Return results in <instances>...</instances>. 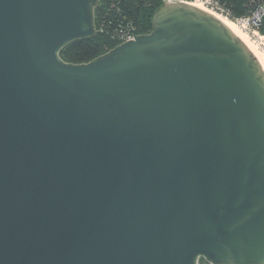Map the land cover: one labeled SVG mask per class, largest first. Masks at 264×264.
<instances>
[{"label": "water", "instance_id": "water-1", "mask_svg": "<svg viewBox=\"0 0 264 264\" xmlns=\"http://www.w3.org/2000/svg\"><path fill=\"white\" fill-rule=\"evenodd\" d=\"M100 0H0V264H264V68L169 0L86 63Z\"/></svg>", "mask_w": 264, "mask_h": 264}, {"label": "trees", "instance_id": "trees-1", "mask_svg": "<svg viewBox=\"0 0 264 264\" xmlns=\"http://www.w3.org/2000/svg\"><path fill=\"white\" fill-rule=\"evenodd\" d=\"M166 1L169 0H100L95 8L96 35L69 43L60 51L61 58L71 63H86L123 42L129 34L151 32L154 15ZM209 1V7L233 21L251 15L264 3V0ZM260 32L264 35V17ZM199 263L207 264L204 258Z\"/></svg>", "mask_w": 264, "mask_h": 264}, {"label": "built area", "instance_id": "built-area-1", "mask_svg": "<svg viewBox=\"0 0 264 264\" xmlns=\"http://www.w3.org/2000/svg\"><path fill=\"white\" fill-rule=\"evenodd\" d=\"M208 4L210 3L209 0H205ZM264 17V3H262L251 15L247 17H242L235 22L241 26L245 32L253 38H260L264 40V35L260 32V26L262 24V19ZM136 35L129 34L124 37L123 42L133 39ZM122 43V42H121Z\"/></svg>", "mask_w": 264, "mask_h": 264}, {"label": "bare ground", "instance_id": "bare-ground-1", "mask_svg": "<svg viewBox=\"0 0 264 264\" xmlns=\"http://www.w3.org/2000/svg\"><path fill=\"white\" fill-rule=\"evenodd\" d=\"M194 4L209 11L210 13L214 14L218 19L222 20L255 54V56L258 58L264 68V54L258 49V47L253 42H251L250 36L245 32V30L241 26H239L235 21L231 20L230 18L208 9L206 6H204V4L200 2V0L194 1Z\"/></svg>", "mask_w": 264, "mask_h": 264}, {"label": "rangeland", "instance_id": "rangeland-1", "mask_svg": "<svg viewBox=\"0 0 264 264\" xmlns=\"http://www.w3.org/2000/svg\"><path fill=\"white\" fill-rule=\"evenodd\" d=\"M195 1H196V0H195ZM200 2H201L202 4H204V6H206L208 9H210V10L216 12V13L222 14L221 12H219V11H217V10H214V9H212L211 7H209V6L207 5V2H206L205 0H200ZM222 15H224V14H222ZM224 16H226V15H224ZM226 17H227V16H226ZM250 40H251V42H253V43L258 47V49L264 54V40H263V39H260V38H253V37H251Z\"/></svg>", "mask_w": 264, "mask_h": 264}]
</instances>
